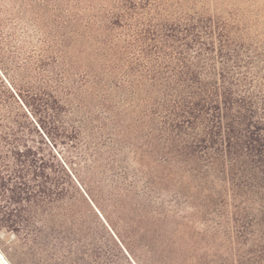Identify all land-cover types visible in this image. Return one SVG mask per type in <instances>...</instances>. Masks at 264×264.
<instances>
[{"label": "trees", "instance_id": "obj_1", "mask_svg": "<svg viewBox=\"0 0 264 264\" xmlns=\"http://www.w3.org/2000/svg\"><path fill=\"white\" fill-rule=\"evenodd\" d=\"M0 224L75 264H264V0H0Z\"/></svg>", "mask_w": 264, "mask_h": 264}, {"label": "rangeland", "instance_id": "obj_2", "mask_svg": "<svg viewBox=\"0 0 264 264\" xmlns=\"http://www.w3.org/2000/svg\"><path fill=\"white\" fill-rule=\"evenodd\" d=\"M0 251L11 264H75L63 258L44 236L17 232L1 224Z\"/></svg>", "mask_w": 264, "mask_h": 264}, {"label": "bare ground", "instance_id": "obj_3", "mask_svg": "<svg viewBox=\"0 0 264 264\" xmlns=\"http://www.w3.org/2000/svg\"><path fill=\"white\" fill-rule=\"evenodd\" d=\"M0 264H11L6 257L3 255V253L0 251Z\"/></svg>", "mask_w": 264, "mask_h": 264}]
</instances>
